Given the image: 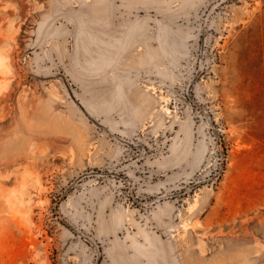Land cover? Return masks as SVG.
I'll use <instances>...</instances> for the list:
<instances>
[{
  "label": "rangeland",
  "instance_id": "rangeland-1",
  "mask_svg": "<svg viewBox=\"0 0 264 264\" xmlns=\"http://www.w3.org/2000/svg\"><path fill=\"white\" fill-rule=\"evenodd\" d=\"M56 1V14L68 9L80 18L90 15L91 0ZM150 1L139 0L134 9L136 17L151 18L144 34L133 35L119 68L121 76L134 80L126 93L143 102L140 142L159 159L182 137L185 121L205 125L186 102L184 86L196 67L199 17L214 0ZM222 9L210 23L208 72L194 87L222 136L226 158L219 180L170 200L173 209L160 218L120 195L123 185L97 178L83 180L61 204L99 239V223L109 224L111 211L117 221L121 214L114 238L127 244L130 236L137 238L134 253L145 256L146 264L155 263L158 253L146 229L161 235L170 264H264V0H232ZM48 11L47 0H0V264L90 262L88 245L79 240L67 246L70 233L51 221L52 201L80 171L103 169L133 154L125 150L120 158L113 156L116 143L75 102L87 93L82 78L66 76L72 35L65 15L57 19L53 44L25 55L32 23ZM161 21L179 29L165 35L158 30ZM89 106L97 118L100 105L95 109L89 100ZM190 162L186 153L164 174L140 176L138 197L155 195L150 186L157 183L179 189L214 172L218 156L208 129L196 169L188 167ZM112 197L102 215L105 199ZM101 264H113L106 253Z\"/></svg>",
  "mask_w": 264,
  "mask_h": 264
},
{
  "label": "crops",
  "instance_id": "crops-1",
  "mask_svg": "<svg viewBox=\"0 0 264 264\" xmlns=\"http://www.w3.org/2000/svg\"><path fill=\"white\" fill-rule=\"evenodd\" d=\"M118 0H91L87 3L89 6L87 10L90 15L87 18L79 17L75 11L68 10L65 12L55 13L56 0H47L48 16L41 20H35L31 25V33L27 37L26 50L28 55L30 53L40 52L42 46L48 47L56 40L58 26V17L65 15L71 22V35L70 36V48L66 45L68 56L70 58L68 71L66 76L79 77L83 79L84 88L87 96L84 100L75 99V102L82 104L85 109L94 111L89 106V100L95 105V109H98L97 119L104 123L111 130L127 136H132L141 141L138 137L137 127L140 123L141 115L139 106L143 102L136 103L133 98L126 93L125 88H130L134 84V80L128 76H121L119 68L123 64L124 56L130 48L134 39V34L140 37V34H144L145 29L148 26L149 16L136 17L133 12L139 0H122L120 3ZM151 0L150 2H153ZM197 1V0H195ZM193 1V2H195ZM190 6L189 4H187ZM122 9H125L123 11ZM76 10V9H74ZM79 10V9H77ZM224 9H222L223 11ZM221 11V12H222ZM62 16V17H65ZM214 19L212 18L211 22ZM175 25L168 21L167 23L161 21L158 24V30L165 35H169L173 28L179 29ZM68 31L69 29L66 28ZM157 32V31H155ZM161 35V34H160ZM163 37V35H161ZM52 41V42H51ZM49 42H51L50 45ZM57 45V44H56ZM60 45V44H59ZM54 46V45H52ZM183 46V45H182ZM55 46L53 47V49ZM56 48H58L56 46ZM44 74V73H43ZM42 74V75H43ZM70 80V77H68ZM72 80V79H71ZM110 120V122H108ZM185 126L181 130L182 137L171 143L170 153L167 155H160L159 159H152V148L146 146L149 154L143 162V167L154 170V173L144 174L146 176L162 175L169 168H172L184 154L191 155V162L188 167L196 169L198 162L197 158L203 148V140H205L207 129L206 125L195 126L192 120L184 122ZM190 147V148H189ZM123 153V147L116 145V149L112 153L113 156L121 157ZM139 177L137 176L135 184L137 191L140 189L138 186ZM156 191H167L171 189H164L162 183H157L154 186H150ZM174 189V188H173ZM152 190V189H151ZM153 191V190H152ZM155 193V194H156ZM120 199V197H118ZM103 211L107 204L114 202L113 197L111 201L105 199ZM65 208V209H64ZM62 208L67 216L73 219L75 222L80 223L88 231L81 221L75 217V215L69 211L66 207ZM173 209L172 203L164 201L152 208L149 211H155L156 218H160L165 211H171ZM115 211H111L109 214V224L107 222H100V237H116L118 226H121L122 215H119V221H117ZM146 213V212H145ZM114 214V217H113ZM148 230L150 238L154 240V248H157L158 253L155 252V263L153 264H170L169 252L164 248V242L161 235L157 237L151 230ZM130 236V235H129ZM128 237V235L126 236ZM130 244L121 240V238H115L113 244L115 247L110 248L107 251V255L110 257L113 264H146L148 261L143 255H136L133 250V241H138L135 237H129ZM132 251L129 253L128 249ZM110 254V255H109ZM115 255V256H114ZM117 257V258H116Z\"/></svg>",
  "mask_w": 264,
  "mask_h": 264
},
{
  "label": "water",
  "instance_id": "water-1",
  "mask_svg": "<svg viewBox=\"0 0 264 264\" xmlns=\"http://www.w3.org/2000/svg\"><path fill=\"white\" fill-rule=\"evenodd\" d=\"M232 0H214L209 4L204 14L199 17L201 21L200 31H199V46H198V57L196 62V67L194 71L187 77L184 86V93L186 97V102L194 106L200 114L202 121H204L206 128L209 130L212 138L214 140L215 148L217 151L218 162L217 168L214 172L209 175L200 176L193 181L189 182L187 185L176 190L162 191L155 196L148 199H139L136 197L134 189L135 185L132 181L124 174V172L133 170V173L145 174V173H154L155 171L150 168H143L142 161L145 155L148 152V149L140 141L136 140L132 134L127 136L120 135L115 131L111 130L99 119L92 116L84 106L80 105V108L86 118L100 129L103 134L110 138L115 143L120 146L128 147L137 151V155L123 163H120L116 166H112L110 163L106 165V168H88L77 173L73 178L69 179L68 183L59 188V191L55 194V199L52 203V214L53 219H58L66 227H68L73 233L74 236L71 238V241L76 242L79 238L85 241L88 245L92 247L94 256L92 261L89 264H98L101 258V248L105 247L107 241L104 240L101 243L98 242L93 235L87 231L80 228L79 225L72 222L68 217L63 215L58 208L59 200L66 197L72 190L78 188L80 182L87 178H97L101 180H121L126 187V193H128L132 201L139 207H144L146 209V214L149 215L148 209L154 204H160L163 200L176 198L179 200L182 196H185L188 193H191L195 189L199 188L203 184H208L211 182H217L221 177L224 168H225V158L226 152L222 143V136L219 132L218 126L214 122L212 113L207 105L194 95V87L202 74L208 72L210 53H209V36L214 32L210 28V22L213 15L216 12L222 10V6ZM80 104V103H79Z\"/></svg>",
  "mask_w": 264,
  "mask_h": 264
},
{
  "label": "flooded vegetation",
  "instance_id": "flooded-vegetation-1",
  "mask_svg": "<svg viewBox=\"0 0 264 264\" xmlns=\"http://www.w3.org/2000/svg\"><path fill=\"white\" fill-rule=\"evenodd\" d=\"M211 23V22H210ZM211 35V34H210ZM210 37V36H209ZM195 89V88H194ZM194 95H195V90H194ZM117 133V132H116ZM119 134V133H118ZM121 135V134H120ZM114 142V141H113ZM143 144V143H142ZM116 145H119V144H117L116 143ZM123 147V152L125 151V150H130V151H132V156H130V157H128V158H125V159H122L120 162H116V163H112L111 165L112 166H116V165H118V164H120V163H123V162H125V161H127V160H129V159H131V158H133V157H135L136 155H137V151L136 150H134V149H131V148H128V147H124V146H122ZM146 147V146H145ZM149 154V152H147V154L145 155V157H144V159H143V161H142V167H143V162H144V160L147 158V155ZM106 168V166L103 168V170ZM143 168H146V167H143ZM124 174L132 181V183L135 185V189H134V192H135V195H136V197H138V191H137V187H136V184H135V180H136V178H137V176H142V175H144V174H140V173H137V174H135V173H133V170H129V171H126V172H124ZM145 174H148V173H145ZM194 180V179H193ZM192 180V181H193ZM110 181H113L114 183H119V184H121V185H123L122 187H123V191H121V193H120V195H128L129 197H130V195L128 194V193H126V187H125V185L123 184V182L121 181V180H115V179H110ZM80 184H81V182H80ZM80 186V185H79ZM182 188V187H181ZM173 190H176V189H173ZM162 191H160V192H158V193H156V194H159V193H161ZM155 194V195H156ZM155 195H153V196H155ZM152 196V197H153ZM67 197V196H66ZM131 198V197H130ZM139 198V197H138ZM151 198V197H150ZM54 199H55V196H54ZM54 199H53V201H54ZM63 199H65V197L63 198ZM63 199H61V200H59V202H58V208L60 209V211H61V213L63 214V215H65L66 217H68L72 222H74L75 224H77V225H79L80 226V228L81 229H83V230H85V231H87L88 233H90L91 235H93L94 236V238L98 241V242H102V241H104V240H106L107 241V243H106V245H105V247H102L101 248V258H100V261H99V263L98 264H101V260H102V258H103V256H104V254L105 253H107V251L110 249V248H112V247H115V245L113 244V242L115 241V238L114 237H111V236H107L106 235V237H101L100 239L99 238H97V236L95 235V234H93V233H91L90 231H88L86 228H84L80 223H78V222H75L73 219H71L69 216H67L66 214H65V212L63 211V209H62V206H61V204H62V201H63ZM139 199H142V198H139ZM173 199H176V198H172V199H167V200H163L162 202H164V201H169V200H173ZM181 199V198H180ZM179 199V200H180ZM177 200V199H176ZM53 201H52V203H53ZM161 202V203H162ZM157 205H159V204H154L153 206H150L149 207V209H148V212H149V210H151L152 208H154V207H156ZM142 208H144V207H142ZM51 209H52V205H51ZM53 210V209H52ZM144 210L146 211V209L144 208ZM51 221L52 222H57V221H59L58 219H53V214H52V212H51ZM60 222V221H59ZM62 225H64L62 222H60ZM65 226V225H64ZM66 227V226H65ZM66 229L68 230V232L70 233L67 237H68V241H67V246H71L73 243H76V242H78L79 240H82V239H78L76 242H73V241H71V238L74 236V233L68 228V227H66ZM83 241V240H82ZM85 242V241H84ZM86 243V242H85ZM87 244V243H86ZM88 245V244H87ZM88 247L91 249V253H92V259H93V256H94V252H93V250H92V247L90 246V245H88ZM92 261V260H91ZM90 261V262H91ZM90 262H88L87 264H89Z\"/></svg>",
  "mask_w": 264,
  "mask_h": 264
},
{
  "label": "trees",
  "instance_id": "trees-1",
  "mask_svg": "<svg viewBox=\"0 0 264 264\" xmlns=\"http://www.w3.org/2000/svg\"><path fill=\"white\" fill-rule=\"evenodd\" d=\"M195 97H196V95H195Z\"/></svg>",
  "mask_w": 264,
  "mask_h": 264
}]
</instances>
